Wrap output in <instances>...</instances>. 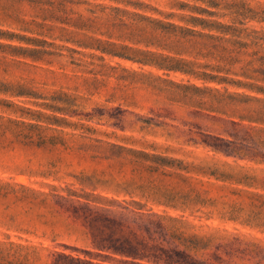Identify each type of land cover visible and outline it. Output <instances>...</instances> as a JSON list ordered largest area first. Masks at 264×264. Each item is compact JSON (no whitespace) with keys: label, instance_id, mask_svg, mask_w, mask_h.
Segmentation results:
<instances>
[{"label":"rangeland","instance_id":"rangeland-1","mask_svg":"<svg viewBox=\"0 0 264 264\" xmlns=\"http://www.w3.org/2000/svg\"><path fill=\"white\" fill-rule=\"evenodd\" d=\"M0 264H264V0H0Z\"/></svg>","mask_w":264,"mask_h":264},{"label":"trees","instance_id":"trees-1","mask_svg":"<svg viewBox=\"0 0 264 264\" xmlns=\"http://www.w3.org/2000/svg\"><path fill=\"white\" fill-rule=\"evenodd\" d=\"M151 21L152 23L151 24L149 23L148 26H146V24H143L141 22L140 24L136 25L135 28H132L133 30H136V32H138L139 34L136 37L137 40L144 42L145 44L166 46L167 48H169V52L173 54L169 56V55H160L159 53L144 51L146 53H143V57L135 60L142 63L154 64L157 67L166 70H179L183 73L195 74L196 71L192 69L193 66H195L194 62L188 61L183 57H181L180 55L191 52H196L194 54L197 56L200 55V49L198 48V41L196 39L198 37H202L203 35L209 37H216V36H213L211 34H204L196 29L180 26L172 22L166 23L157 19H151ZM162 41L163 42L165 41L168 44L166 45L160 43ZM189 41H191V44L189 45L190 47L186 45L188 44ZM147 55H150V58H147ZM211 78L214 77L211 76ZM191 86L197 89L196 86L194 85ZM215 92L218 93L219 91L215 90ZM211 97L213 98V100H210L211 104L207 106L209 108L218 111L222 110V107L225 106L224 104H229L230 102H234V103L238 102L237 99H232L231 96H228V94L226 93H221L220 95L212 94ZM196 104L204 105V103L200 101H198Z\"/></svg>","mask_w":264,"mask_h":264}]
</instances>
